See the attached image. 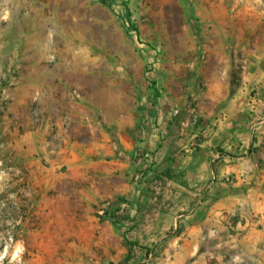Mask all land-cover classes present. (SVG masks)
<instances>
[{"label": "rangeland", "instance_id": "1", "mask_svg": "<svg viewBox=\"0 0 264 264\" xmlns=\"http://www.w3.org/2000/svg\"><path fill=\"white\" fill-rule=\"evenodd\" d=\"M263 181L264 0H0V264H171L193 192Z\"/></svg>", "mask_w": 264, "mask_h": 264}, {"label": "crops", "instance_id": "2", "mask_svg": "<svg viewBox=\"0 0 264 264\" xmlns=\"http://www.w3.org/2000/svg\"><path fill=\"white\" fill-rule=\"evenodd\" d=\"M221 21H224L221 27L227 37L226 19ZM227 47L222 42L215 46L220 67L213 72L215 92L211 97L216 102L227 98V94L221 91L228 83L219 80L228 75L224 66L228 61ZM232 131L242 130L229 128L224 132L221 148L229 154H214V168H211L208 154L215 152L218 145H210V148L208 143L203 145L197 159V165L201 167L199 180L238 175L242 169L240 164H235L236 160L250 161L249 145L245 140L229 138ZM193 193L199 197L198 202L187 215L177 217L176 237L173 239L175 251L166 250L171 264H264V181L260 188L253 187L247 192H217L203 186Z\"/></svg>", "mask_w": 264, "mask_h": 264}, {"label": "clouds", "instance_id": "3", "mask_svg": "<svg viewBox=\"0 0 264 264\" xmlns=\"http://www.w3.org/2000/svg\"><path fill=\"white\" fill-rule=\"evenodd\" d=\"M7 18H8V16H7V14H5L4 19H7Z\"/></svg>", "mask_w": 264, "mask_h": 264}]
</instances>
